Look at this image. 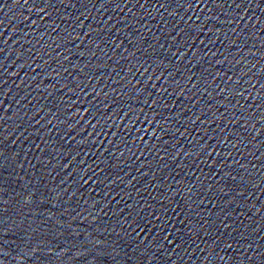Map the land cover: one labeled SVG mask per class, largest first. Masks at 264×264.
Listing matches in <instances>:
<instances>
[{
  "label": "water",
  "instance_id": "water-1",
  "mask_svg": "<svg viewBox=\"0 0 264 264\" xmlns=\"http://www.w3.org/2000/svg\"><path fill=\"white\" fill-rule=\"evenodd\" d=\"M0 264H264V0H0Z\"/></svg>",
  "mask_w": 264,
  "mask_h": 264
}]
</instances>
